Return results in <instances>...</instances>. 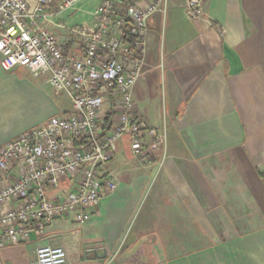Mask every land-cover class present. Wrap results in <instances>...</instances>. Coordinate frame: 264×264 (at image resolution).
<instances>
[{
	"label": "crops",
	"instance_id": "crops-1",
	"mask_svg": "<svg viewBox=\"0 0 264 264\" xmlns=\"http://www.w3.org/2000/svg\"><path fill=\"white\" fill-rule=\"evenodd\" d=\"M186 2L148 21L132 89L138 118L166 126L164 152L133 158L122 139L116 189L87 222L55 220L0 250V264H30L44 246L67 264H264V0H203L196 20ZM40 82L0 68V146L72 110Z\"/></svg>",
	"mask_w": 264,
	"mask_h": 264
},
{
	"label": "built area",
	"instance_id": "built-area-1",
	"mask_svg": "<svg viewBox=\"0 0 264 264\" xmlns=\"http://www.w3.org/2000/svg\"><path fill=\"white\" fill-rule=\"evenodd\" d=\"M80 1L61 0L54 11L57 0H0V68L45 78L72 105L0 146V250L42 236L55 220L87 222L116 189L108 165L122 139L133 158L165 150L166 126L138 118L132 89L145 73L148 21L164 17L170 0H101L88 24L57 21ZM185 12L202 17L203 0H187ZM30 264H67V255L44 246Z\"/></svg>",
	"mask_w": 264,
	"mask_h": 264
},
{
	"label": "rangeland",
	"instance_id": "rangeland-1",
	"mask_svg": "<svg viewBox=\"0 0 264 264\" xmlns=\"http://www.w3.org/2000/svg\"><path fill=\"white\" fill-rule=\"evenodd\" d=\"M59 1L61 0H57V3L54 5L53 7L54 11H58L57 6ZM94 4H95V0H84L79 3H76L72 6L71 9H67L62 13H60L58 15L57 21H59V23H62L66 27H73L85 23L89 21L88 20L89 14L93 10ZM31 78L33 80L42 81V83L40 82L38 84H39V90L42 92L44 96H47L52 100L56 98L55 95L53 94V90L51 89V87L43 82L44 81L42 80L43 78L34 79L32 76ZM58 99L61 103H63V106L61 105L62 108L63 107L66 109L70 108L71 103L69 101V98L65 94L60 96Z\"/></svg>",
	"mask_w": 264,
	"mask_h": 264
}]
</instances>
